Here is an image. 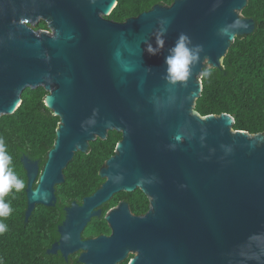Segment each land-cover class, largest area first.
<instances>
[{"label": "water", "instance_id": "1", "mask_svg": "<svg viewBox=\"0 0 264 264\" xmlns=\"http://www.w3.org/2000/svg\"><path fill=\"white\" fill-rule=\"evenodd\" d=\"M248 1L176 0L116 23L107 17L117 0H0V118L15 114L26 90L44 88L61 119L43 171L23 159L26 221L38 206H55L78 153L111 131L123 137L100 171L101 188L68 210L59 246L66 258L82 249L83 264H264V134L195 109L205 60L222 67L236 40L219 29L238 13L248 27L236 38L256 29L242 15ZM41 21L52 33L33 28ZM164 27V48L149 55ZM181 33L203 52L187 85L172 86L164 58ZM138 189L150 199L145 215L121 203L107 217L110 237L81 241L96 209Z\"/></svg>", "mask_w": 264, "mask_h": 264}, {"label": "trees", "instance_id": "2", "mask_svg": "<svg viewBox=\"0 0 264 264\" xmlns=\"http://www.w3.org/2000/svg\"><path fill=\"white\" fill-rule=\"evenodd\" d=\"M117 1V7L107 18L124 23L157 5L171 6L176 0ZM242 15L254 20L256 29L232 43L223 66L215 68L210 80L204 81L195 109L202 116L229 114L235 119L234 130L258 135L264 134V0H249ZM40 29H47V24L43 22ZM48 94L44 88L28 89L15 114L0 118V138L12 156L13 170L25 182L22 192L13 190L5 198L12 213L4 220L8 231L0 235V264H67L47 253L57 237V225L63 220L62 207L38 206L26 221L28 174L23 159L38 161L42 172L61 122L45 104ZM122 138L121 133L112 131L107 140L92 143L88 153L75 156L65 171V182L59 186V194L67 191L73 197L67 203L60 197L59 205L81 201L100 187L103 183L100 171L116 154ZM133 196V213H147L150 210L147 195L139 190ZM56 209L60 213L51 216Z\"/></svg>", "mask_w": 264, "mask_h": 264}, {"label": "clouds", "instance_id": "3", "mask_svg": "<svg viewBox=\"0 0 264 264\" xmlns=\"http://www.w3.org/2000/svg\"><path fill=\"white\" fill-rule=\"evenodd\" d=\"M161 25H165L166 21H160ZM248 25L238 18L230 25H225L219 29V33L225 36L229 41H234L238 35V29L247 28ZM166 27L158 34L157 44L154 47L151 44L146 46L149 55L155 56L164 48L165 41L163 39ZM203 46L193 44L191 37L186 33H181L175 44L168 50V55L164 58L166 65L164 80L167 84L176 86H186L193 76V68L201 62V54ZM215 70V65L205 60V66L201 69L197 79L203 85L205 80H210ZM25 189V182L21 179L12 168V156L8 153L4 140L0 138V235L8 231V226L4 220L12 213V208L6 197L13 192H22ZM35 195V194H34Z\"/></svg>", "mask_w": 264, "mask_h": 264}, {"label": "flooded vegetation", "instance_id": "4", "mask_svg": "<svg viewBox=\"0 0 264 264\" xmlns=\"http://www.w3.org/2000/svg\"><path fill=\"white\" fill-rule=\"evenodd\" d=\"M31 161L32 162H38V161H33V160H31ZM104 182H105V180L103 179V183ZM102 184L100 185V187L97 190H99L101 188ZM36 187H37V184L35 185V188ZM139 190L140 189H138L134 192L123 191V192H120L118 194H115L109 202L105 203L104 205H102L101 207L96 209L95 212H97V215H95L94 217L91 218V220L88 222L86 227L81 232V241L87 242V241H91V240H97L101 237H107V238L110 237L112 235V229L108 223L107 217H108L109 213L112 210H114L115 208H117L121 203L128 204L129 209L133 215H135V216L145 215L146 213L141 214V215H137V214H134L132 211V204L134 203V200H135V197L133 195L136 194V192ZM94 193H92L91 195H93ZM91 195H89V196H91ZM56 196H57V202H56L55 206H53V207L54 208L55 207H59V208L62 207L61 208L62 209L61 214L63 215V220L61 222H59V224L57 225V228H56L57 237L52 242L51 247L47 250V253L50 255H53L55 257L63 259L65 261V263H67V264H83L79 260H80L81 255L85 253L84 250L81 249L79 251L70 252V253H68L69 254L68 257L66 258L64 255V252L62 251V249L59 248V246H61V244H62L63 233L61 232V229L65 226V223L67 221L68 210L71 209L75 203H77L79 206L83 205L84 199L89 197V196H84L81 199V201H72L71 203L66 204L65 206L63 204L59 205V198H60L59 186H57V188H56ZM59 213H60V210L56 209L51 214V216L59 214Z\"/></svg>", "mask_w": 264, "mask_h": 264}, {"label": "rangeland", "instance_id": "5", "mask_svg": "<svg viewBox=\"0 0 264 264\" xmlns=\"http://www.w3.org/2000/svg\"><path fill=\"white\" fill-rule=\"evenodd\" d=\"M43 22H44V21H41L39 25L34 26L33 28H34L35 30H37V31H41V32H45V33H52V29H51V27H50L49 24H48L49 22H48V23H47V22H44V23L47 24V29H40L41 24H42ZM223 64H224V63H223ZM54 115L56 116L55 113H54ZM59 118H60V117H59ZM111 132H112V131H111ZM98 140H100V139H98ZM92 143H94V142H92ZM92 143H90V146H91ZM89 148H90V147H89ZM60 197H61V200H62L63 203H67L68 200H69L70 198L73 197V195L70 194V193L67 192V191H64V192H61V193H60ZM132 256H133V255H130V257H132Z\"/></svg>", "mask_w": 264, "mask_h": 264}]
</instances>
